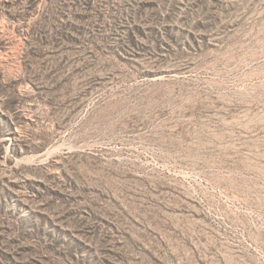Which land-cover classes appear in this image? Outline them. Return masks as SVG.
Listing matches in <instances>:
<instances>
[{"label":"rangeland","instance_id":"374dc122","mask_svg":"<svg viewBox=\"0 0 264 264\" xmlns=\"http://www.w3.org/2000/svg\"><path fill=\"white\" fill-rule=\"evenodd\" d=\"M0 264H264V0H0Z\"/></svg>","mask_w":264,"mask_h":264}]
</instances>
